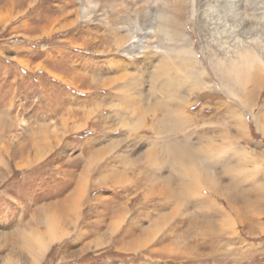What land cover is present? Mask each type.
I'll list each match as a JSON object with an SVG mask.
<instances>
[{
	"label": "rangeland",
	"instance_id": "obj_1",
	"mask_svg": "<svg viewBox=\"0 0 264 264\" xmlns=\"http://www.w3.org/2000/svg\"><path fill=\"white\" fill-rule=\"evenodd\" d=\"M15 1L10 5L0 0V264H264V132L258 124L249 121L251 137H243L231 121L227 130L233 140L217 157L208 158V172L196 162L206 176L217 180L219 190L202 187V195L187 198V203L166 202L150 192L145 175L162 186L169 179L181 192L168 156L157 151L155 165L147 156L154 145L169 142L171 133H158L150 115L143 123H128L125 132L118 119L101 120L105 107L88 119L84 116L97 100L108 102L101 97L107 96V89L101 90L99 84L110 73H98L107 69L102 60L107 53L95 51L108 26L98 19H78L87 0ZM114 1L132 14L127 20L130 28L145 25V30L137 29L139 35L152 31L154 21L144 24V16H134L136 6L130 0ZM206 1L210 2L189 0L184 7L186 29L202 57L199 15ZM193 16L198 17L197 25L190 19ZM77 71L89 75L77 78L79 89L62 84L55 74L73 77ZM150 72L136 75L146 93L151 88ZM205 95L197 96L200 103L203 98L213 100L211 109L202 108L212 116L218 111L217 98ZM257 96L262 104L264 90ZM165 101L171 103L168 96ZM246 111L250 112L249 106ZM254 111L259 113L260 107ZM110 112V108L104 111ZM214 120L200 118L184 130L193 146L206 144L209 138L223 142L218 135L223 126ZM114 126L120 128L112 131ZM36 140L41 143L34 147ZM44 141L49 148L44 149ZM254 156L262 164L257 168L249 161ZM228 166L241 170L239 185L231 183ZM108 172L124 179L104 180ZM73 193L75 198L83 193L81 212L78 219L72 215L65 220L75 203H70ZM208 200L215 205H204ZM247 212H253L251 223ZM49 217L55 218L64 236L36 262L26 249H19V239L48 237ZM162 217L168 223L157 226ZM148 229L152 233L147 234ZM148 237L150 242L138 248L130 244Z\"/></svg>",
	"mask_w": 264,
	"mask_h": 264
},
{
	"label": "bare ground",
	"instance_id": "obj_2",
	"mask_svg": "<svg viewBox=\"0 0 264 264\" xmlns=\"http://www.w3.org/2000/svg\"><path fill=\"white\" fill-rule=\"evenodd\" d=\"M104 1L87 0L81 6L79 16L77 15L79 20L92 22L98 19L108 26L107 31L103 32L97 40L98 46L95 48L98 53H107V56L102 58L105 62L103 65L107 69L102 67L98 73H110L99 84L101 90L107 89V96L101 95V97L108 102L102 104L97 100L94 108L87 111L88 114L85 111L84 116L88 119L95 111L101 112L105 107L101 113V120L118 119L125 132L128 123L132 125L143 123L150 115L153 118L152 125H157L154 129L158 133H171L168 135L171 139L169 142L162 146L154 145L147 152V156L151 165L158 162L157 151L162 150L168 156L170 166L175 172L173 180L180 184L178 188L181 192L172 186L169 179L162 186L159 182H152L150 175H145V181L149 180L148 183L151 185L150 192L162 196L166 202L175 201L178 205L182 202V204L187 203V198L202 195V187L219 190L217 180L206 176L196 162L208 172V167L211 166L208 158L217 157V152L221 153V150L227 149L229 142L233 140L227 130L229 126L231 127V121L238 134L243 137H251L248 130V122L251 120L255 121L264 132V118H261L264 113V99L260 104L259 96H257L262 89L264 90V5L261 4L263 2L260 0H218L217 3L211 0L206 1L199 15L201 18L199 23L204 30L202 57L197 45L195 46L193 39L189 37L190 34L184 23V7L189 0H130L136 6L134 16H144V24L150 23L151 20L155 23L152 31L144 32L143 35H139L136 31L137 29L145 30V25H136L134 29L127 25V20L132 15L127 8L118 7L114 0L110 4L107 2L109 0ZM15 2V0H7L6 4L14 5ZM154 10L155 13H153ZM194 11L197 9L194 10L193 7V13ZM195 18L190 17L197 25L198 17ZM157 35L159 39H153ZM149 70L151 71V88L146 93L141 88L140 77L136 75H138L137 72L144 75ZM55 74L59 76L62 84H70L76 89H79L81 84L77 78L89 76L82 71L74 72L73 77ZM88 88L85 90L89 92ZM202 93L217 98L214 106L218 109L216 114L212 113V116L204 114L203 110L207 105L211 109L209 104L213 100L203 98L200 103V96L197 95ZM164 95L169 97L171 103L165 101ZM114 98L118 101L113 102ZM247 106L250 112L246 111ZM258 106L259 113L254 111ZM194 107H200V109L192 111ZM106 108L111 109L108 115L104 113ZM200 118L210 119L211 122H215L214 119L218 118L223 126L218 130L220 132L218 135L223 142L219 143L214 141L215 138L213 140L209 138L206 144L198 147L192 145L191 135L184 133V130ZM260 123L263 124L260 125ZM117 128L120 127L114 126L111 130ZM178 134H183V138H179ZM40 141L36 140L34 147L39 146ZM49 146L48 141H44V149ZM249 161L253 162L256 168L261 164L255 156ZM0 162H2L1 158ZM227 169L228 173L233 175L231 183L239 185L238 177L241 176L239 172L241 170L233 166H228ZM108 173L104 180L119 182L120 179H124L116 172ZM86 174L87 172L84 173L85 176ZM86 184V181H83L82 186L85 187ZM232 195L235 194H231V197ZM83 197L82 193V195L78 194L77 198L75 196L71 198L70 203L72 200H75V203L73 207L69 203L71 208L66 212L65 220L72 215L76 219L79 218ZM206 202L204 203L206 206L215 205L213 200ZM251 214L253 212L245 214L247 223L253 222L254 216ZM165 223H168L166 217L156 220L157 226L163 227ZM46 224L48 237L21 235L19 239L21 242L19 249H26L36 262L40 261L53 242L64 236L59 230L61 226L57 224L54 217H49ZM149 232L152 233V229L146 231L147 234ZM149 238L151 239L148 237L145 242L140 240L130 244L131 246L136 244L135 247L138 248L146 244Z\"/></svg>",
	"mask_w": 264,
	"mask_h": 264
}]
</instances>
